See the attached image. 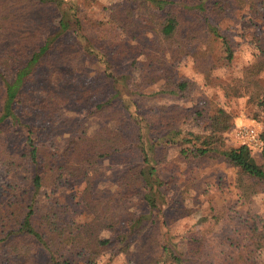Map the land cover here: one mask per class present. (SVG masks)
Instances as JSON below:
<instances>
[{
  "label": "rangeland",
  "instance_id": "rangeland-1",
  "mask_svg": "<svg viewBox=\"0 0 264 264\" xmlns=\"http://www.w3.org/2000/svg\"><path fill=\"white\" fill-rule=\"evenodd\" d=\"M74 2L95 51L111 62V71L124 75V84L135 92L132 101L150 123L173 125L182 130L181 136L191 137L188 132L206 135L210 133L209 116L223 108L232 116L231 128L224 133L228 146L242 145L235 136L239 125H255L262 134L264 0H175L157 11L160 17L168 13L179 17V37L175 41L163 38L154 29L147 5L132 0ZM63 37L77 55L71 54L67 63L45 67L51 71H42L33 85L35 94L51 101L53 108L17 105L22 123L36 127L39 142L53 145L62 153L73 138L104 126L119 127L131 136L134 124L126 90L121 91L122 85L114 82L98 56L84 48L73 29ZM224 38L233 48L232 58L227 57ZM182 82L187 86L181 92ZM118 90L121 95H117ZM26 130L10 122L0 132V208L10 204L12 214L16 211L21 220L30 204L37 214L56 207L64 216L72 206L71 218L89 220V211L81 206L86 182L92 181L94 199H108L118 190L117 180L123 170L141 160L131 143L110 157L87 161L86 180L55 169L45 171L29 157L15 163L16 156L25 150ZM191 146L192 142L170 146L158 165L169 198L166 206L162 204L165 211L161 219L165 221L156 228L144 222L142 233L139 229L128 231L126 226L116 232L100 229L97 240L112 238L114 244L94 264H172L170 253L152 249L150 240L154 238L171 242L187 256L186 264H222L235 247H244L254 262L264 264V244L250 240L246 229L238 230L235 226L239 222L233 218H255L262 229L264 190L260 189L251 202H242L236 186L240 170L219 153H181ZM254 156L264 166L261 152H254ZM36 172L42 175L37 191L33 185ZM124 206L138 215L148 213L139 195L126 198ZM10 240L21 242L31 254L38 249L25 232L18 231ZM40 254L45 258L43 250Z\"/></svg>",
  "mask_w": 264,
  "mask_h": 264
},
{
  "label": "trees",
  "instance_id": "trees-1",
  "mask_svg": "<svg viewBox=\"0 0 264 264\" xmlns=\"http://www.w3.org/2000/svg\"><path fill=\"white\" fill-rule=\"evenodd\" d=\"M74 1L0 0V132L10 122L27 129L23 142L25 150L19 157L16 156L15 163H21L29 157L39 169H55L84 180L89 177L87 161L110 157L131 143L135 144L141 160L123 170L117 180L118 190L108 199H94L92 181L86 182L81 206L89 211V220L71 218L72 206L67 208L69 214L64 216L56 207L48 213L37 214L30 204L23 220L16 211L12 214L10 204L0 208V264H94L100 254L114 244L112 238L97 240L100 229L108 228L116 232L126 226L128 231L133 232L142 227L144 230L145 223H152L156 228L161 221H165L161 219L165 211L162 210V204L166 206L169 199L164 188L166 180L160 176L158 165L164 160L170 146L184 142H192V146L183 148L182 154L193 152L196 156H213L219 153L226 162L240 170L236 186L244 199L242 202H251L260 189L264 190V166L257 161L251 148L245 144L228 146L225 142L224 133L232 125V116L225 109L218 108L209 116L210 133L206 135L188 132L187 135L191 137L181 136L182 130L173 125L168 127L157 121L150 123L139 112L137 102L132 101L135 92L124 84V75H116L111 71V62L95 51L93 40L84 31L78 5ZM132 1L147 5L153 16L154 29L163 38L177 40L181 24L179 17L171 13L160 17L157 12L168 8L175 0ZM70 29L74 30L84 48L99 57L100 64L106 67L114 82L122 85L121 91L126 90L125 94L129 97L127 107L134 128L131 136H128L119 127H101L73 138L62 153L53 145L46 146L39 142L37 128L23 124L16 109L21 104L42 109L53 108L51 101L41 100L35 94L33 85L37 84L42 71H51L45 67L67 63L71 54L77 55L76 49L67 44L63 37ZM213 30L218 34L216 27ZM223 46L228 52L227 57L232 58L233 48L227 38L223 39ZM186 86L187 83L182 82L179 90L182 92ZM119 93L121 95L120 90L117 95ZM121 99L124 101L123 96ZM261 137L264 143V131ZM260 152L264 158V144ZM33 185L36 191L42 186L41 172L35 173ZM133 195L140 196L148 207V213L138 215L126 209L124 201ZM127 215L130 217L126 218ZM233 218L239 222L235 226L238 230L246 229L250 240L264 244V227L259 229L255 218L246 217L243 221L239 216ZM18 231L29 234L39 250L35 249V253L31 254L21 242H11L10 238L17 236ZM150 244L155 251L170 253L172 264H186L188 261L187 256L179 253L169 241L154 238ZM148 245L149 241L146 248ZM40 249L46 254L45 258L40 254ZM222 264L259 263L251 259L244 247H235L227 253Z\"/></svg>",
  "mask_w": 264,
  "mask_h": 264
},
{
  "label": "built area",
  "instance_id": "built-area-1",
  "mask_svg": "<svg viewBox=\"0 0 264 264\" xmlns=\"http://www.w3.org/2000/svg\"><path fill=\"white\" fill-rule=\"evenodd\" d=\"M235 136L253 152H260L263 149L261 132L255 125H239L235 130Z\"/></svg>",
  "mask_w": 264,
  "mask_h": 264
}]
</instances>
